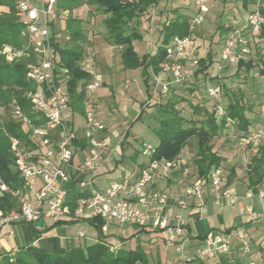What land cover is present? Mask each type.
Masks as SVG:
<instances>
[{
	"label": "built area",
	"instance_id": "obj_1",
	"mask_svg": "<svg viewBox=\"0 0 264 264\" xmlns=\"http://www.w3.org/2000/svg\"><path fill=\"white\" fill-rule=\"evenodd\" d=\"M59 0H16V13L23 23V33L27 35L35 61L27 71V78L36 83L37 88L27 92L33 111L39 124L24 111L16 98L11 101V114L30 132L31 144L20 137L9 134L10 150L15 158V167L22 177V187H11L0 176V195L12 196L17 200L15 206L0 210V242L5 234L14 235L15 226L26 222L34 226L39 220L100 218L103 220L101 232L106 233L111 223L120 225L137 224L158 232L164 244L171 247L182 258L175 264H189L194 260L217 258L220 255L230 256L236 238L244 253L251 250L250 238L243 225L223 231L208 232L199 246L192 253H187L188 238L187 219L175 211L176 206L185 207L182 198H173L167 191L155 186L157 175L168 176L180 168L182 160L151 158L154 145L147 144L142 152L148 162L134 178L115 179L102 189L92 186L93 176L104 168L108 157L113 155L116 146L111 144V137L103 119L87 106L84 122L79 124L76 113L70 105L66 79L63 77L68 69L59 64V55L55 42L63 36L61 28L56 26L58 19H63L69 11L58 7ZM138 2L139 0H130ZM208 0H195L196 12L190 19L189 33L174 35L164 47L165 56L161 71L167 77L162 79L159 73L155 76L153 92L168 94L172 88L181 87L192 78L200 68V59L193 56L194 40L192 33L196 26L205 20L203 14ZM263 16L260 6L249 11L245 17L246 26H234L223 38L222 47L217 56L220 60L218 78L215 83L206 87V94L215 98L216 115L222 118L226 109L218 102L223 94V81L220 76L222 63L238 66L241 61L250 60L253 43L259 40ZM65 40L70 36L65 34ZM10 55H19L10 46L5 50ZM96 53L87 52L81 65L92 75L86 81L87 92L100 87L95 64ZM264 108V90L262 94ZM264 138L263 122L240 136V141L248 147H256ZM86 140V146L78 141ZM80 177L77 188L81 196L72 211L68 203V184L73 175ZM210 181L215 190V203L222 210L225 205L237 209L239 214H248L258 220L252 204L245 199L255 196L264 197V177L256 190L250 189L244 195L231 188L221 174L220 169L212 170L208 175L199 177L188 189L196 196L198 206L204 204L203 186ZM8 226L6 233L3 228ZM84 236L83 232H79ZM111 248H113L111 246ZM10 251L9 256H14ZM6 251L0 250V263ZM248 264H259L250 260Z\"/></svg>",
	"mask_w": 264,
	"mask_h": 264
},
{
	"label": "trees",
	"instance_id": "obj_2",
	"mask_svg": "<svg viewBox=\"0 0 264 264\" xmlns=\"http://www.w3.org/2000/svg\"><path fill=\"white\" fill-rule=\"evenodd\" d=\"M256 0H243L244 5ZM89 5L91 10H102L106 14L104 23L107 28L108 38L111 43L118 45L123 50V57L126 66L135 67L145 62L151 66L154 73L161 71V63L165 56V45L169 43L174 35H186L189 33L190 17H178L164 22L161 34V44L152 54L140 57L129 45L132 38L141 34L136 25H132L141 14L150 6L157 4L158 0H59L58 7L61 10L73 11L82 3ZM16 0H0V176L13 188L22 187V177L15 167V158L10 150L9 134L20 137L27 145L31 144L30 132L26 131L22 124L11 114V101L16 98L22 105L24 111L39 124L42 120L37 119L33 111L28 91L36 90V83L27 78V71L35 61L27 35L23 33V23L16 13ZM263 16L262 29L259 35L264 38V5L260 6ZM231 28H226L228 33ZM68 34L69 40L62 36L55 42V48L59 55V64L68 69L63 76L66 79V86L70 105L74 112L84 115L87 104L86 81L92 75L85 71L81 65L85 57L86 47L92 44L86 31L83 28V20L78 17H68L66 28L60 33ZM63 42H66L63 44ZM72 43L68 45V43ZM10 46L12 51H19V55L9 54L4 51ZM13 55V56H12ZM12 56V60H11ZM213 62L211 54L206 59H200L201 67L196 71L204 72L207 66ZM252 62L241 61L238 64L237 72L243 67L251 68ZM264 69V68H263ZM264 72V70H262ZM224 85V82H223ZM171 96L165 103L158 104L157 120L159 126L155 129L158 136V143L154 145V152L151 158L178 159L182 150L194 139L197 146L195 153V166L199 176H206L212 170L218 169L224 161L223 156L215 150V137H217L229 124L241 131L239 137L255 128V118L248 115L253 112L255 115L264 116V108L261 105L259 111L255 110L253 103L242 96H229L225 105V115L219 118L216 115L215 104H192L193 114L187 118L181 114L177 104L179 101H187L177 93V88L171 89ZM263 94V92H262ZM207 95V94H206ZM190 102V101H189ZM191 103V102H190ZM83 147L87 141H78ZM122 145V144H121ZM249 185L253 190L257 189L264 177V148L252 157L249 164ZM234 175L232 170L229 181ZM80 177L74 174L68 184L67 200L74 211L77 199L81 196L77 188ZM17 200L12 196L0 195V210H7L15 206ZM78 219H66L63 222L70 223ZM89 220L93 226L102 234L101 225L103 220L92 218ZM62 222V221H61ZM14 256H9L6 251L0 264H147L148 257L145 249L140 244L135 247L111 248V245L102 237L99 240L88 244L86 247L74 246L69 250L61 252L48 251L36 244L26 245L14 250ZM190 264H205L204 260H194ZM215 264H243L230 256L220 255Z\"/></svg>",
	"mask_w": 264,
	"mask_h": 264
},
{
	"label": "rangeland",
	"instance_id": "obj_3",
	"mask_svg": "<svg viewBox=\"0 0 264 264\" xmlns=\"http://www.w3.org/2000/svg\"><path fill=\"white\" fill-rule=\"evenodd\" d=\"M157 3L158 10H165L171 4L187 6L190 10V18L196 12L195 0H158ZM257 5H264V0L252 1L247 5H244L243 0H209L206 3V8L203 10L205 20L201 25L196 26L192 33L194 40L192 55L199 59H206L211 54L213 62L207 66L204 72L195 74L191 78L192 82H187L177 89V93L181 94L178 96L187 98V101H179L177 104L181 114L187 118L192 116L194 104L208 102V105H212L215 102V98L206 95V87L209 83H215L218 78L220 60L217 54L222 47L223 39L220 29L246 26V14ZM70 15L83 20V28L92 41V44L86 47L85 57L88 51L96 53L95 67L101 85L96 90L87 92V106L91 105L107 125L111 144L116 146L113 159H122L129 168H138L140 162L147 158L142 152L143 147L147 144L156 145L158 143V136L155 132L159 126V121L156 118L159 116L158 104L165 103L169 96L153 92L156 73L147 62L135 67L126 66L122 48L107 40L108 32L104 23L106 14L102 10H91L89 5L83 2L63 19H58L56 26L65 30L66 21ZM163 15L154 17L155 22L151 27L143 28L142 26L138 29L141 35L132 38L129 45L140 57L154 53L161 44V31L157 23L161 24L164 21L165 16ZM70 44L72 43L69 42L68 45ZM249 61L253 63L252 67H243L238 72V66H229L227 62L222 63L220 76L224 85L223 94L218 98L220 104L226 105L229 96L235 93L252 102L254 109L259 111L261 95L264 90V72H262L264 70V38L262 36L256 43H253V53ZM76 119L79 124L84 122V117L81 114L77 113ZM226 131L228 132L225 133L228 142L237 146L239 138L235 129L230 127ZM223 134L220 133L215 137V142L222 141L225 137ZM257 148H264V143ZM185 151L188 152L191 164H195L197 146L194 139L189 141ZM111 162L113 163L110 161V164H112ZM221 172L223 173V171ZM247 224L251 233L258 231L261 233L259 238L264 237V228L257 229L254 223ZM68 226L69 231L75 232L80 229L86 231L88 235L94 233L92 227L81 221H75ZM139 228L140 225L137 224H112L108 237H112L116 243L123 242L122 247L125 248L135 247L137 244L143 246L148 257L147 264H158L160 260L165 264H172L173 261L182 258L173 248L164 244L163 237L157 235L156 231L151 230V233L145 231L139 237L132 239L133 230ZM112 232L116 233L118 237L112 235ZM20 233L19 231L16 233L15 241L12 238H8V241L12 244H21ZM153 236L157 238L159 247L149 248L146 243ZM130 238L132 240H129ZM81 239L85 244L87 239ZM245 257L243 256V258Z\"/></svg>",
	"mask_w": 264,
	"mask_h": 264
},
{
	"label": "crops",
	"instance_id": "obj_4",
	"mask_svg": "<svg viewBox=\"0 0 264 264\" xmlns=\"http://www.w3.org/2000/svg\"><path fill=\"white\" fill-rule=\"evenodd\" d=\"M209 1V0H208ZM207 1V2H208ZM175 4V3H174ZM158 3L150 6L143 14H141L135 21L132 22V25L137 23L136 27L140 29L151 25L155 22L154 17L165 16L164 21L159 24L160 31L165 21L176 19L178 17L190 16V10L187 6L183 5H170L167 6L165 10H158ZM169 7V9H168ZM233 27V26H232ZM230 28V27H229ZM221 33L223 38L226 36V27L221 28ZM162 40V34H161ZM223 42V39H222ZM230 66V65H229ZM96 68V67H95ZM222 70V69H221ZM162 79H165L167 75L165 73H159ZM200 76V75H199ZM192 82L191 78L188 83ZM211 84V83H209ZM179 87H177L178 89ZM171 91L168 94L171 96ZM168 97V98H169ZM225 105V104H224ZM249 116L255 118L254 126L257 127L263 122V116H257L253 112L248 113ZM104 121V120H103ZM234 128L236 134L238 135L239 141L237 146H234L228 142V133L226 130L228 128ZM224 133V134H223ZM226 133V134H225ZM241 131L237 130L233 125H228L222 132L225 137L222 141L215 142V150L223 156L224 161L221 166L218 168L220 171H223L222 175L226 179L227 184L233 188L238 194L244 195L248 190L252 189L249 185V167L248 164L252 157L260 150L257 148L259 145L264 143V138L261 143L256 147H248L241 143L239 134ZM233 145V146H232ZM186 148V147H185ZM185 148L180 154V159L182 160L181 166L176 171L172 172L168 176L157 175L155 186L158 189L167 191L173 198H182L186 202L185 207L176 206L175 211L180 213L185 219H187V232L186 237L188 238L187 253H192L194 248L199 246L202 242L204 236L210 231H223L225 229L234 230L238 225H243L247 231V234L251 242V250L249 253H244L240 247V244L236 238L233 239L234 247L230 257L234 260H237L243 264H248L250 260H256L259 264H264V237L259 238L261 233L255 231L254 233L250 232V228L247 227V223L255 224L257 229L264 228V197L255 196L250 199H245L244 202L252 204L256 216L260 217L258 220H253L252 217L248 214H239L237 209H232L229 206L225 205L222 210L219 209V206L215 203V190L210 181L206 182L203 186V197L204 204L198 206L196 204L197 199L193 194L188 193L189 187L194 181L199 177L197 174L195 164H191L188 152L185 151ZM116 151V150H115ZM114 154V153H113ZM110 161H113L110 164ZM124 160L113 159V155L108 157L106 165L103 169L98 171L92 179V186L95 189H102L110 181L115 179H124V178H134L140 172V169L148 162V157L140 162L138 168H129L127 164L124 163ZM234 170V175L229 181V176ZM49 220V221H46ZM42 226H34L32 224L22 222L15 226V234H5L0 242L1 251H14L18 250L29 244H36L48 251L61 252L69 250L74 246L88 245L92 242H95L102 237L106 242H108L113 248H119L123 246V242L116 243L115 240L111 237H108L111 232L112 224L109 225V229L106 233L100 234V232L93 226L89 220H77L87 224L89 227L94 229V233L88 235L84 230L78 229L77 231H69L68 225L74 222L66 223L63 220L66 219H46ZM62 221V222H61ZM135 225V224H132ZM8 226L3 228V232L6 233ZM21 232V244H12L8 241V238H12L15 241L16 233ZM151 233L149 228H144L140 226L139 229H135L132 232L131 238L139 237L144 232ZM79 232H83L85 235L80 236ZM116 235V233H111ZM154 234V233H152ZM157 235H160L159 233ZM81 238H86L85 244ZM120 238V236H119ZM129 240H132V239ZM128 242V241H127ZM15 245V246H14ZM146 246L149 248L159 247L157 238L153 236L151 240L146 243ZM186 249V250H187ZM243 256H246L243 258ZM180 260V258H179ZM179 260L173 261L172 264H175ZM218 260L217 258L206 259L204 260L205 264H215ZM158 264H165L161 260Z\"/></svg>",
	"mask_w": 264,
	"mask_h": 264
},
{
	"label": "water",
	"instance_id": "obj_5",
	"mask_svg": "<svg viewBox=\"0 0 264 264\" xmlns=\"http://www.w3.org/2000/svg\"><path fill=\"white\" fill-rule=\"evenodd\" d=\"M43 223H44V221L43 220H39L36 224L37 225H39V226H42L43 225Z\"/></svg>",
	"mask_w": 264,
	"mask_h": 264
}]
</instances>
